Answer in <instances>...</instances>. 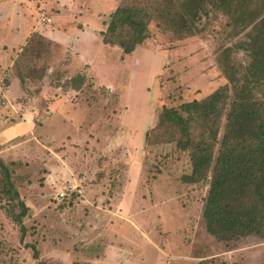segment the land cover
<instances>
[{
    "label": "rangeland",
    "instance_id": "374dc122",
    "mask_svg": "<svg viewBox=\"0 0 264 264\" xmlns=\"http://www.w3.org/2000/svg\"><path fill=\"white\" fill-rule=\"evenodd\" d=\"M51 1L0 0V30L14 32L23 11L45 31L60 26L58 18L82 26L78 16L86 0H73L79 1L81 12L75 7L53 9ZM99 9L105 29L110 10L103 3ZM226 22V16L212 11L202 17L194 35L182 38L151 22L149 37L135 52L138 76L132 82L135 65L124 54L119 58L116 47L106 54V68L93 43L86 49V61L78 56L80 61L73 62V51L79 46L71 29L63 34L72 38L73 50L31 34L29 51L17 59L23 65V82L14 78L11 66L0 69V127L30 112L42 116L35 133L18 136L22 126H10L3 134L9 142L18 136L12 145L0 146V160L8 166L28 213L21 238L18 224L9 219L0 201V264H38L42 259L47 264H100L94 257L115 242L123 259L118 264H264V236L250 234L226 242L206 231L202 210L208 184L182 182L183 174L190 172L188 152L178 150L174 141L167 142L175 130L159 124L164 108L181 112L182 103L201 100L230 85L224 64L230 63L233 80L246 76L250 59L242 43L247 37L243 31L231 32ZM22 46L19 42L16 47L20 51ZM225 48L230 50L224 57ZM117 58L122 63L120 77ZM81 64L91 68L87 72L93 84L94 72L104 71L117 78V87L126 83L123 97L100 85H94L95 96L90 94L95 92L63 90L71 77L85 70ZM252 93L264 96V86ZM57 102L68 105L67 114H73L70 128L64 131L57 129V117L51 118V104ZM79 107L83 113L71 112ZM43 114H50L49 118ZM58 132L64 139H58ZM147 134L150 142L161 143L145 144ZM4 182L0 173V189ZM117 184L122 185L119 192L114 189ZM59 192L65 193L62 199ZM76 201L84 205L75 208ZM89 203L98 213L91 214Z\"/></svg>",
    "mask_w": 264,
    "mask_h": 264
},
{
    "label": "trees",
    "instance_id": "16d2710c",
    "mask_svg": "<svg viewBox=\"0 0 264 264\" xmlns=\"http://www.w3.org/2000/svg\"><path fill=\"white\" fill-rule=\"evenodd\" d=\"M212 11L227 17L226 25L234 34L245 32L247 40L242 49L250 59L246 76L233 80L230 63L224 64L230 85L201 100L182 103L181 112L164 108L159 124L175 130L167 142L174 141L178 150L188 152L190 172L183 174L182 182L205 180L208 184L202 210L206 231L228 242L250 234L264 236V96L252 93L257 86H264V0H184L182 4L177 0H120L99 35L104 44L116 45L128 54L149 37L151 22L163 32L182 38L194 35L202 17ZM32 33L42 39L40 33ZM31 34L9 70L20 84L23 65L17 59L29 51ZM229 50L224 49V57ZM94 85L92 76L79 72L63 90L95 92L90 93L95 96L98 90ZM149 137L147 134L145 144L161 143L150 142ZM0 173L5 181L0 201L7 203L3 210L18 224L23 238L28 206L2 160ZM33 258H38L37 251ZM38 264L47 262L42 259Z\"/></svg>",
    "mask_w": 264,
    "mask_h": 264
},
{
    "label": "crops",
    "instance_id": "0c3cea01",
    "mask_svg": "<svg viewBox=\"0 0 264 264\" xmlns=\"http://www.w3.org/2000/svg\"><path fill=\"white\" fill-rule=\"evenodd\" d=\"M78 2L79 1H73V0H52L50 2V6L53 9L63 8L64 10L65 9H72V7L73 8L75 7L76 10L81 12L82 8L80 6H77ZM101 3H103V7H106L108 10H110L109 11V13H110L116 8V6L118 4V0H88V1L86 0L85 5H84L85 10H83V12L81 14H79V16H78V20H79L80 24L82 25L81 27L77 26L76 24L65 23L64 20H62V18L61 19L58 18L59 22L61 23L60 26H58V27L48 26L50 28H47L46 31L44 28H42L39 25V23L37 24V22L33 21L31 19V17H29V15H27L24 11L20 12V23H18V25H16L14 32H10L9 31L10 28H7L8 29L7 32L0 30V69L1 68L5 69L8 66H12L14 59L18 55L17 52L19 51V49H17V47H16L17 43L20 42L21 44L24 45L27 37L32 32L40 33L42 36H44L49 41L52 40V42H53V40H55L58 44H60V47H62V44L67 45L68 50H70L71 48L73 50V47H72V45H74L72 43V38H73L75 40L74 42H77L78 46H79V47H77L75 45L76 49L73 51V54H72V56L74 57L73 62L80 61L79 57H81L83 59L82 61H86V57L88 55V53L86 52V49H88L89 44L93 43V45L98 46V54H99V56L102 54L104 63H105L106 68H107V61L108 60H107L106 54L111 53V48L116 47V49H118V50H116V52L119 53V58L123 54V52L118 46H116V45L112 46L109 44H104L101 41V37L99 35V31L103 30L102 24L100 22V16H99V10H100L99 6ZM58 5L59 6L61 5V6L57 7ZM112 6H113V9H111ZM51 22H52V17H51ZM16 29H18V30H16ZM68 29H71V33L75 37L69 38V37H67L66 34H63L64 32H66L64 30H68ZM99 43H101V45ZM105 45H107L108 47L101 48L102 46H105ZM140 46L141 45L136 47V49L134 51H132L131 53L124 54L127 57H130V64L135 65L134 68L132 65L130 66V68L131 67L133 68V70L131 72L134 75V77L132 79L130 78V82H132V80L134 78H137L136 76H138V73H137L138 67L137 66L139 64L136 61V58L134 56H135V52L137 51L138 48H140ZM98 59H100V57ZM114 63L116 65L117 71L119 72L121 67H122L121 60L117 58V60L115 59ZM71 64L73 65L72 62H71ZM85 65L86 64H84V65L81 64L80 67L81 66L85 67ZM108 65H109V63H108ZM89 69H91V68L85 67V70L83 72L86 73ZM101 69H102V66H101ZM102 70H104V69H102ZM89 72L92 73V71H89ZM132 73H129V74L131 75ZM0 74H1V71H0ZM96 74L97 73L94 72V75L97 76V79L93 76V79H94L96 86L97 85L104 86L107 91L109 88L111 89L109 91L115 90L118 92L120 97H123V94L126 90L125 89V87L127 85L126 83H121L120 87H117V84H116L117 78L115 77V80H114L112 75L108 76V72L105 73V71H104V72L99 73V75H96ZM89 75H91V74H89ZM92 75H93V73H92ZM120 75H122V73L119 72L118 77H120ZM14 78H16V77H14ZM10 82L12 83L13 81H10ZM67 91L74 92V93H80L81 92V91H75L72 89H68ZM67 91H65L64 93H61V94H63L62 95L63 97ZM58 99H60V98H58ZM51 106H53L52 112H54V114L52 115L51 118H53V116L57 117V119H56L57 129L61 130V128L62 129L63 128L64 129L70 128L71 122L69 120V117L72 116L73 114H71V115H70V113L67 114V112H69V106L65 105L64 103L62 105H59L58 102L56 105L51 104ZM81 111H82V108L79 107V108H77V110H76V108L72 109L71 112H77V114H80ZM81 113H83V112H81ZM43 115H45V114H43ZM49 115L50 114L45 115V117H48ZM40 121L42 122V116L40 115V113H37V111H34L32 113L30 112L26 115H23V117H21L20 119H17L15 122H12L10 124H6L3 127H0V146H1V148L3 146H7V145L9 146V144L12 145L11 143L16 142V140L18 139V136H24V135L28 136L32 132L35 133L36 126L39 125ZM10 126H15V127L22 126L23 131H21V133L17 136V139L9 142L8 140L4 139L3 134H4L5 130L7 128H9ZM64 129H63V131H64ZM65 132H67V131H65ZM64 134L66 135V134H68V132L64 133ZM57 137H58V139H61V138L64 139V137H62L61 132H58ZM22 138H24V137H22ZM127 171H125V172L127 173ZM118 175H119V173H118ZM118 181L121 182L122 180H118ZM59 184H61V182H59ZM62 187H66V186H62ZM119 187L121 188L122 185L121 184L115 185L114 189L116 192L120 191ZM89 191L92 193L96 192V190H94V188H89ZM84 195L85 194H83V196ZM78 201H76L73 205L75 208L79 207V206L82 207L84 205L83 203L82 204L80 203L81 201L80 202H78ZM87 207H89L91 209V214L94 212L98 213V210H96L97 208H94V206L92 204L89 203L87 205ZM89 216H91V215H89ZM93 216H95V214ZM119 218H121V216H119ZM94 221H97V220L95 219ZM99 225H101V224H99ZM112 225L114 227L113 228L114 230H115V228L118 227L117 223L112 224ZM119 227H121V226H119ZM114 233H115V236H117L116 231ZM115 236H114V238L116 239ZM118 249H119L118 244L116 242H115V245H111L109 243L108 245H106V247H104L101 250V252L98 255H96L94 257V260L95 261H101L100 264H118L119 262L121 263V261L123 259L121 258V256L118 255ZM131 257L133 258L134 256H131ZM200 259H202V258H200Z\"/></svg>",
    "mask_w": 264,
    "mask_h": 264
},
{
    "label": "built area",
    "instance_id": "2783aa9c",
    "mask_svg": "<svg viewBox=\"0 0 264 264\" xmlns=\"http://www.w3.org/2000/svg\"><path fill=\"white\" fill-rule=\"evenodd\" d=\"M43 19L46 20V21H50L49 18H42V20H43ZM64 195H65L64 192H59L57 196L60 197V199H62Z\"/></svg>",
    "mask_w": 264,
    "mask_h": 264
}]
</instances>
